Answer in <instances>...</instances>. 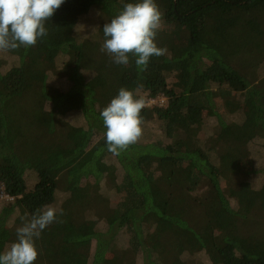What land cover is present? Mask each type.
Returning <instances> with one entry per match:
<instances>
[{"label": "trees", "instance_id": "1", "mask_svg": "<svg viewBox=\"0 0 264 264\" xmlns=\"http://www.w3.org/2000/svg\"><path fill=\"white\" fill-rule=\"evenodd\" d=\"M105 1L65 0L35 46L0 51V253L21 217L51 205L64 215L36 240L34 264H264V254L201 235L203 204L224 196L228 170L215 126L257 78L249 61L264 63V0H156V43L167 52L143 72L135 57L117 65L102 52L88 81L83 48L102 46L78 40L83 18L105 5L94 27L103 44L104 24L139 2ZM224 17L231 24L219 27ZM41 49L56 56L36 64ZM121 87L166 105L144 106L142 136L114 155L100 113Z\"/></svg>", "mask_w": 264, "mask_h": 264}, {"label": "clouds", "instance_id": "2", "mask_svg": "<svg viewBox=\"0 0 264 264\" xmlns=\"http://www.w3.org/2000/svg\"><path fill=\"white\" fill-rule=\"evenodd\" d=\"M65 0H0V51L35 46L47 35L46 23ZM163 13L156 0L126 3L123 9L103 26L105 40L101 51L111 62L127 66L130 57L140 71H145L152 56H162L166 48L157 46L156 37L162 26ZM143 97L121 87L118 94L101 111L106 128L107 149L119 155L142 136L141 110ZM63 209L46 205L37 209L30 219L21 217L22 226L16 229L17 239L2 253L0 264H34L38 258L36 240L51 224L60 222Z\"/></svg>", "mask_w": 264, "mask_h": 264}, {"label": "rangeland", "instance_id": "3", "mask_svg": "<svg viewBox=\"0 0 264 264\" xmlns=\"http://www.w3.org/2000/svg\"><path fill=\"white\" fill-rule=\"evenodd\" d=\"M165 1L170 5L171 0ZM105 3L111 5L113 0H106ZM101 5L83 18L77 31L78 40L86 41L94 36L95 45L102 46L100 36L94 29L99 18L106 15L105 5ZM90 20H94L93 25L89 24ZM229 24L227 17H224L218 26ZM56 53L49 49L33 51L30 60H35L36 64L51 62ZM83 53L86 55L84 71L90 81L102 72L96 65L102 51L83 48ZM249 63L256 70L257 78L248 79L249 85L246 83L242 91H234L235 101L225 106L227 122L215 126V134L221 137L229 155L228 170L221 182L224 196L203 204L204 225L201 235L217 245L221 241L234 242L247 254L258 256L264 254V63ZM37 75L36 68L29 73L31 79ZM165 105L166 100L162 96L145 101L149 109ZM233 105L234 109L230 110ZM0 196H3L1 185Z\"/></svg>", "mask_w": 264, "mask_h": 264}, {"label": "built area", "instance_id": "4", "mask_svg": "<svg viewBox=\"0 0 264 264\" xmlns=\"http://www.w3.org/2000/svg\"><path fill=\"white\" fill-rule=\"evenodd\" d=\"M154 107H159V106H154ZM162 107H163V106H162ZM152 108H153V107H152ZM152 108H151V109H152Z\"/></svg>", "mask_w": 264, "mask_h": 264}]
</instances>
